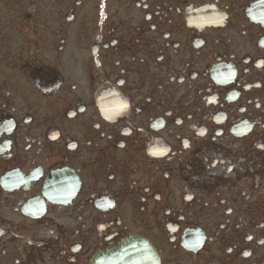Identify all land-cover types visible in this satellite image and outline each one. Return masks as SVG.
Returning a JSON list of instances; mask_svg holds the SVG:
<instances>
[{
  "label": "flooded vegetation",
  "instance_id": "af4514ba",
  "mask_svg": "<svg viewBox=\"0 0 264 264\" xmlns=\"http://www.w3.org/2000/svg\"><path fill=\"white\" fill-rule=\"evenodd\" d=\"M5 173L0 264H264V0H0Z\"/></svg>",
  "mask_w": 264,
  "mask_h": 264
}]
</instances>
